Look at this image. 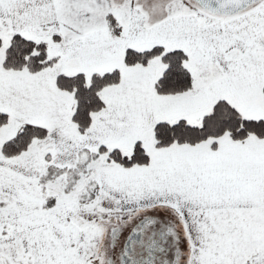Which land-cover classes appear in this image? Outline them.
Segmentation results:
<instances>
[{
    "label": "snow or ice",
    "instance_id": "snow-or-ice-1",
    "mask_svg": "<svg viewBox=\"0 0 264 264\" xmlns=\"http://www.w3.org/2000/svg\"><path fill=\"white\" fill-rule=\"evenodd\" d=\"M0 264H264V0H0Z\"/></svg>",
    "mask_w": 264,
    "mask_h": 264
}]
</instances>
